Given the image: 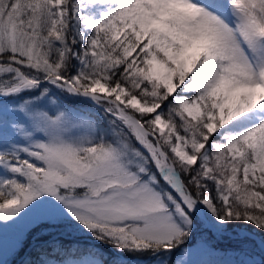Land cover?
<instances>
[{
    "label": "snow or ice",
    "instance_id": "obj_1",
    "mask_svg": "<svg viewBox=\"0 0 264 264\" xmlns=\"http://www.w3.org/2000/svg\"><path fill=\"white\" fill-rule=\"evenodd\" d=\"M0 264H264V0H0Z\"/></svg>",
    "mask_w": 264,
    "mask_h": 264
},
{
    "label": "rangeland",
    "instance_id": "obj_2",
    "mask_svg": "<svg viewBox=\"0 0 264 264\" xmlns=\"http://www.w3.org/2000/svg\"><path fill=\"white\" fill-rule=\"evenodd\" d=\"M8 259H11V257H8Z\"/></svg>",
    "mask_w": 264,
    "mask_h": 264
}]
</instances>
